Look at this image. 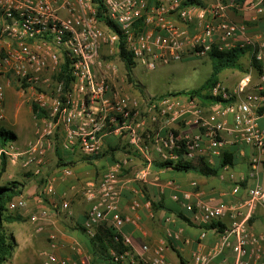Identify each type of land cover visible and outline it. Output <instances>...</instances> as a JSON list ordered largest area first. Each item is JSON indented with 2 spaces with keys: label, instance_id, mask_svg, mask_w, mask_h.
<instances>
[{
  "label": "built area",
  "instance_id": "1",
  "mask_svg": "<svg viewBox=\"0 0 264 264\" xmlns=\"http://www.w3.org/2000/svg\"><path fill=\"white\" fill-rule=\"evenodd\" d=\"M228 1L235 9L241 3ZM99 4L118 32L97 18ZM248 8L264 16V0H250ZM224 9L223 0H0V125L4 120L5 82L14 83L27 95L30 106L44 111L36 119L33 140L22 150L6 144L0 148V159L4 156L11 165L19 163L26 171L32 167L38 171L56 133L61 136L63 149L86 157L99 154L104 137L113 134L125 137L139 153L145 166L135 172L133 181L146 183L154 160L176 161L179 152L185 160H193L204 142L208 152L218 155L223 145L220 135L226 131L253 147L256 153L251 164L264 169V127L259 124L264 120V86L245 91V86L238 85L230 91L217 82L209 94L220 101L208 108L188 96H132L112 87L119 74L121 47L130 53L135 66L146 71L180 62L185 55L207 56L213 48L225 52L249 47L250 56L261 66L264 83V33L249 36L245 25L226 19ZM193 19L196 30L191 34L188 27ZM65 75L71 79L68 83ZM185 120L203 131L188 134L175 130ZM125 165L116 162L97 186L84 190L90 207L82 227L91 237L107 222L119 235L121 248L108 251L115 264H173L166 258L165 243L135 249L131 237L122 231L125 224L139 223L137 217L121 214L118 209V175ZM61 174L68 177L71 171L64 168ZM167 185L174 187L172 181ZM239 188L236 185L233 192ZM42 193H54L51 181L45 182ZM247 194L244 202L230 205L206 202L195 189L172 196L201 225H224L220 232L207 230L216 234V240L207 251L192 253L194 264H210L227 250L232 253V264H264V236L250 227L256 207L264 204V186L255 184ZM25 205L21 198L9 202L6 209L11 213ZM141 206L150 208L149 203L141 205L135 199L130 210L136 212ZM54 208L70 212L69 202L54 204ZM46 219L45 208L29 216L37 231L43 230ZM167 233L170 238L177 237L175 232ZM48 239L51 252L46 254L45 264H106L94 263L76 240L72 245L75 261L58 258L52 253L56 234L49 233Z\"/></svg>",
  "mask_w": 264,
  "mask_h": 264
},
{
  "label": "crops",
  "instance_id": "2",
  "mask_svg": "<svg viewBox=\"0 0 264 264\" xmlns=\"http://www.w3.org/2000/svg\"><path fill=\"white\" fill-rule=\"evenodd\" d=\"M249 1L242 0L239 8L235 9L228 6V0H223L226 19L245 25L248 28L249 36L264 33V16L255 15L248 8ZM195 23L196 19H193L189 24L188 30L191 34L196 30ZM241 64L244 67L243 72L224 70L219 76V82L230 91L236 89L238 85L245 86V91H252L260 85L264 86L260 74L251 67L250 53L244 55ZM13 85L4 83V120L0 126L15 135L12 144L15 149L22 150L33 140L34 129L29 126V131L24 132L20 128L22 126L20 122L22 119L27 120L26 113L28 112L24 110L18 97L11 98ZM146 94L150 95L147 90L145 93L137 95ZM25 98L27 99L26 94ZM29 109L32 112L30 107ZM11 115H14L12 124L9 122ZM9 116L10 118H8ZM17 124L19 128H16ZM259 124L264 127V120H260ZM9 125L10 128H7ZM175 130L188 134H197L203 131L200 126L190 120L180 121ZM220 136L223 145L218 155H212L206 150V142L198 154V158H204L211 166L219 165L224 159L228 162L215 177H202L196 173H179L169 169L154 170L151 168L146 183L134 182L135 172L144 167L145 163L139 153L127 144L125 137L113 134L104 137L102 150L95 156L86 157L78 151L63 149L61 136L56 133L50 140L44 163L38 171L35 167L26 171L19 163L11 165L7 162L5 175H1L0 184L4 185L9 182L22 184L21 195L14 197L11 202L21 198L26 202L24 208L8 213L16 220L5 224L7 232L17 244L15 256L19 254L20 257L17 264H42V255L51 252L49 233L56 234L54 241L56 248L52 253L58 258L75 261L76 257L72 251L75 240L87 251V237L90 236L77 229V225L82 226L85 213L90 207V201L84 190L90 186H97L102 180L103 174L119 161L125 162L126 165L118 175L121 181L118 209L121 214H129L139 219L137 226L125 224L122 228L123 233L131 237L133 247L139 249L143 244L154 247L165 243V255L168 261L173 264H194L191 259L192 253L198 249L207 251L216 240V234L202 228L200 222L194 218V214L186 211L180 202L173 201L172 196L180 195L185 190L195 189L202 200L213 205L240 204L244 202L248 190L255 184L264 186V169L260 166L254 168L251 164V158L255 155L256 150L241 143L234 135L226 131L222 132ZM58 155L61 156L65 164L58 163ZM81 158H89V161H83ZM262 159L264 161V156ZM66 162H73L74 165ZM64 168L71 171L70 176H62L61 171ZM17 178L20 180L17 181ZM46 181L53 183L54 193L52 195L42 193ZM169 181H172L174 187L167 185ZM236 185L240 188L234 193L233 188ZM135 199L139 200L141 205L149 203L150 208L141 206L138 211L132 212L130 205ZM160 200L171 208L182 212L190 224L164 210L153 212L151 203H157ZM61 202H69L70 212L58 211L54 208V204L59 205ZM191 202H194V199ZM43 208L48 211V219L42 223L43 230L37 231L35 225L29 221V216ZM99 227L109 228L107 222H103ZM250 227L254 233L264 236V204L256 207L250 220ZM169 231L175 232L177 237H168L167 232ZM202 232H205V237L200 239ZM232 260V253L227 250L216 256L210 264H232Z\"/></svg>",
  "mask_w": 264,
  "mask_h": 264
},
{
  "label": "trees",
  "instance_id": "3",
  "mask_svg": "<svg viewBox=\"0 0 264 264\" xmlns=\"http://www.w3.org/2000/svg\"><path fill=\"white\" fill-rule=\"evenodd\" d=\"M239 2H242V0H239ZM97 18L100 21L104 22L112 31L118 32L116 25L106 19L104 8L100 4L97 5ZM246 53H250L249 47L233 48L225 52H219L218 50L213 48L207 55L212 61L211 73L202 85L194 89L166 92L158 96H188L190 98H196L203 107L212 105L220 100L213 98L209 94V90L217 82H219V76L224 70H238L243 72L244 67L243 64H241V59ZM119 60L124 67L127 82L132 84L139 90L141 94H143L140 85L135 83L133 80L132 71L135 68V63L133 62L130 53L124 50L123 47H121L119 53ZM250 63L251 67H253L257 71V73L260 74L261 66L251 56ZM64 79L66 83L71 80L68 75H65ZM30 108L35 119H40L44 115V111H42L36 105H31ZM14 140L15 135L11 131H6L0 127V148L4 147L8 143H12ZM177 154L179 155V158L176 161L162 162L154 160L151 164V168L154 170L169 169L171 171L179 173H196L202 177H215L219 175L222 168L228 163L224 159L220 162L219 165L211 166L204 158L197 157L193 160L187 161L182 157L181 152ZM81 159L83 161H89V158ZM58 163L60 165L65 164L64 160L59 155ZM68 164L72 165L73 162H70ZM229 164L231 163L229 162ZM0 165L2 169L6 168L7 160L4 156H2L0 159ZM22 189L23 185L18 182H9L4 185L0 184V264H5L9 259L13 257L16 252L17 244L5 228L6 223H10L16 220V218L8 214L6 206L14 197L21 195ZM151 208L153 212L164 210L166 213L174 214L177 218L189 223V220L184 217L182 212L176 210L175 208H171L161 200L157 203H151ZM202 228H204L205 230L216 229L220 232L224 229V225L213 223L210 226L202 225ZM77 229L78 231H81L83 233L86 232L85 229L80 225H77ZM86 246L87 251L91 255L94 263L104 262L106 264H115L112 262L108 251L110 249L119 250L121 248V241L119 235H117L113 229L99 227L97 232H95L93 236L87 237Z\"/></svg>",
  "mask_w": 264,
  "mask_h": 264
},
{
  "label": "rangeland",
  "instance_id": "4",
  "mask_svg": "<svg viewBox=\"0 0 264 264\" xmlns=\"http://www.w3.org/2000/svg\"><path fill=\"white\" fill-rule=\"evenodd\" d=\"M119 74L114 80L112 85L114 90L120 91L121 93L138 96L140 94L139 90L135 88L132 84L128 83L125 76V70L122 63L118 60ZM212 61L208 56L197 57L194 55H185L183 60L180 62L172 63L170 65L161 66L154 71H146L141 66H135L132 71L133 80L135 83L140 85V88L145 93V90L150 95L158 96L159 94H164L166 92H172L177 90H189L194 89L202 85L211 73ZM14 84V83H13ZM15 85V84H14ZM11 89V98L18 97L26 113L27 120H21V129L24 132H28L30 127L35 130L36 119L34 118L32 112H30V104L25 98V94L22 93L19 88L15 85ZM201 105V104H200ZM202 106V105H201ZM210 106V105H209ZM209 106H204L208 108ZM203 107V106H202ZM14 115H11L9 122L14 123ZM16 124V123H15ZM19 128V125H15ZM6 127V126H5ZM10 128V125L7 127ZM27 134V133H26ZM5 169H2L0 165L1 175H5ZM20 180L19 178L16 179ZM78 181V179H77ZM19 254L9 259L5 264H17L19 259ZM47 256L42 255V264H45Z\"/></svg>",
  "mask_w": 264,
  "mask_h": 264
}]
</instances>
